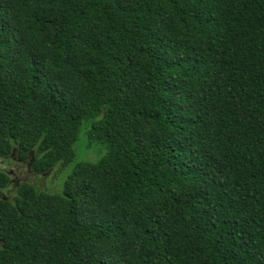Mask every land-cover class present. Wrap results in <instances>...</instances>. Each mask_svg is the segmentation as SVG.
I'll return each mask as SVG.
<instances>
[{
  "label": "trees",
  "instance_id": "trees-1",
  "mask_svg": "<svg viewBox=\"0 0 264 264\" xmlns=\"http://www.w3.org/2000/svg\"><path fill=\"white\" fill-rule=\"evenodd\" d=\"M33 154L62 191L0 200V264H264V0H0V158Z\"/></svg>",
  "mask_w": 264,
  "mask_h": 264
},
{
  "label": "rangeland",
  "instance_id": "rangeland-1",
  "mask_svg": "<svg viewBox=\"0 0 264 264\" xmlns=\"http://www.w3.org/2000/svg\"><path fill=\"white\" fill-rule=\"evenodd\" d=\"M86 125L82 128L80 140L77 143V162L85 160L96 162L100 160L103 152H98L97 144L90 143ZM12 161L0 158V172L7 173L11 177V182L5 189H0V200L12 201L17 194V189L23 182L34 184L40 191L48 193H61L63 187V172L55 169L46 175L37 174L32 169V163L35 161L34 154L28 160L26 165L18 166L19 161L16 155L11 157Z\"/></svg>",
  "mask_w": 264,
  "mask_h": 264
}]
</instances>
